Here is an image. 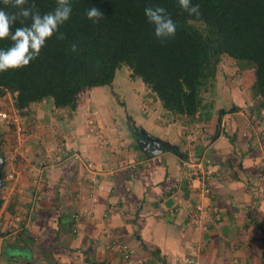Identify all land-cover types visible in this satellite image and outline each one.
Returning a JSON list of instances; mask_svg holds the SVG:
<instances>
[{
	"label": "crops",
	"instance_id": "1",
	"mask_svg": "<svg viewBox=\"0 0 264 264\" xmlns=\"http://www.w3.org/2000/svg\"><path fill=\"white\" fill-rule=\"evenodd\" d=\"M118 73L81 94L75 110L50 99L17 110L2 96L0 108L19 117L7 136L18 140L7 163L15 181L3 194H23L26 215L12 228L0 223V264H264V107L253 81L214 101L206 87L189 119ZM128 117L178 153L157 143L140 150ZM200 161L211 173L207 195L197 176L189 180ZM117 244L132 251L128 259Z\"/></svg>",
	"mask_w": 264,
	"mask_h": 264
},
{
	"label": "trees",
	"instance_id": "2",
	"mask_svg": "<svg viewBox=\"0 0 264 264\" xmlns=\"http://www.w3.org/2000/svg\"><path fill=\"white\" fill-rule=\"evenodd\" d=\"M194 2L200 5V17L189 16L176 0H73L71 18L60 28L64 39L53 35L28 66L0 73V97L11 94L17 110L46 99L56 108L75 110L81 94L110 86L124 66L165 111L193 119L225 55L242 72L251 70V93L264 107V0ZM150 4H161L171 14L177 24L173 39L161 43L154 37L144 16V8ZM35 6L43 14L52 11L56 3L35 0ZM91 6L103 12L104 18L97 24L86 17ZM20 26L17 22L12 30ZM73 43L77 52L70 51ZM9 46L10 41H0V48ZM127 120L140 150L157 143L178 153L176 147L135 127L131 117Z\"/></svg>",
	"mask_w": 264,
	"mask_h": 264
},
{
	"label": "clouds",
	"instance_id": "3",
	"mask_svg": "<svg viewBox=\"0 0 264 264\" xmlns=\"http://www.w3.org/2000/svg\"><path fill=\"white\" fill-rule=\"evenodd\" d=\"M179 8L189 16L200 17V5L194 0H176ZM52 11L41 14L35 6V0H0V41H10V46L0 48V73L19 70L39 57L47 41L56 35L64 39L60 31L72 15L73 0H55ZM146 22L152 26L154 37L161 43L173 39L177 24L167 8L161 4H150L144 8ZM87 19L97 24L104 18L103 12L91 6L86 10ZM19 22L20 27L12 30ZM71 52H77V44L70 46Z\"/></svg>",
	"mask_w": 264,
	"mask_h": 264
},
{
	"label": "rangeland",
	"instance_id": "4",
	"mask_svg": "<svg viewBox=\"0 0 264 264\" xmlns=\"http://www.w3.org/2000/svg\"><path fill=\"white\" fill-rule=\"evenodd\" d=\"M199 28H203V26L200 23H194ZM220 64L217 66L216 74L214 79L210 80L206 87H209V91L205 92L204 97L205 101H214L215 99H219L223 94L222 92L229 91L232 89V87H235V84L239 85L240 88H245L244 91H248L249 84L251 83L252 79V73L251 70L245 69L244 72L239 68V66L235 63L234 60H232L228 56H222L220 59ZM130 70L127 67H121L118 73L117 81L119 83H122L123 80L128 76L130 77ZM120 77H122V81H120ZM251 77V78H250ZM131 78V77H130ZM216 78V79H215ZM220 91L221 93H218ZM244 95L247 97L249 94L244 93ZM218 97V98H217ZM247 100V99H246ZM120 101V100H119ZM191 121V120H190ZM189 121V122H190ZM180 121H177L176 123L179 124ZM129 126L131 125L130 122ZM192 122L188 123L189 125ZM187 124V126H189ZM7 132L5 131V126L0 125V196L2 195V203H0V223L4 225V223H7V225H10V228L13 227V223H15L16 218H22L26 214L24 209H26V202L24 201V197L22 198L23 194L21 195H12L9 197L4 196V188L3 186L5 184H11L14 179L11 180L10 177H7L8 170H7V163L10 161H14L15 159V150L14 146L17 144V139H12L11 137L8 138L7 136L12 134V131H14V128L6 127ZM130 129V128H129ZM9 131V132H8ZM22 137H20V142ZM8 172V173H7ZM7 177V178H6ZM9 181H8V180ZM15 193V192H13Z\"/></svg>",
	"mask_w": 264,
	"mask_h": 264
},
{
	"label": "built area",
	"instance_id": "5",
	"mask_svg": "<svg viewBox=\"0 0 264 264\" xmlns=\"http://www.w3.org/2000/svg\"><path fill=\"white\" fill-rule=\"evenodd\" d=\"M1 100L2 97H0V101ZM18 123H19V117L16 113L9 110H3L0 108V125L5 127H11L12 125H18ZM14 150L16 155L17 148H14ZM190 164L191 165L189 166V168L192 176H190L189 180H191L193 176H197L196 180H198V182L203 185L201 187L202 188L201 193L203 195H207L208 193H210L209 187L208 184L207 185L204 184L202 180L208 179V177L211 176V173L209 171L206 172L205 163L203 161L193 162ZM9 177L11 178V180L14 179L12 174L9 175ZM201 210H202L201 207H196L195 211L191 212V215L189 217L190 218L189 224L191 222L198 221L200 217V212L202 213ZM80 218L81 217L78 214L72 215V223L74 225L73 227H75V225L79 222ZM116 249L123 255L124 259H128L129 256L132 254V251L127 247V245L124 244H117Z\"/></svg>",
	"mask_w": 264,
	"mask_h": 264
},
{
	"label": "water",
	"instance_id": "6",
	"mask_svg": "<svg viewBox=\"0 0 264 264\" xmlns=\"http://www.w3.org/2000/svg\"><path fill=\"white\" fill-rule=\"evenodd\" d=\"M157 152H160V151L156 150V151L153 152V154L156 155V154H158ZM0 185H1V183H0Z\"/></svg>",
	"mask_w": 264,
	"mask_h": 264
}]
</instances>
